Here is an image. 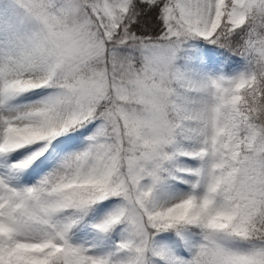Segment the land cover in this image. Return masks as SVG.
<instances>
[{
	"label": "snow or ice",
	"instance_id": "obj_1",
	"mask_svg": "<svg viewBox=\"0 0 264 264\" xmlns=\"http://www.w3.org/2000/svg\"><path fill=\"white\" fill-rule=\"evenodd\" d=\"M0 264H264V0H0Z\"/></svg>",
	"mask_w": 264,
	"mask_h": 264
}]
</instances>
